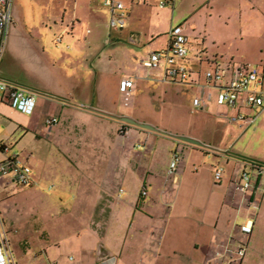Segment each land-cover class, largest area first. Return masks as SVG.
Returning <instances> with one entry per match:
<instances>
[{
	"label": "crops",
	"instance_id": "obj_1",
	"mask_svg": "<svg viewBox=\"0 0 264 264\" xmlns=\"http://www.w3.org/2000/svg\"><path fill=\"white\" fill-rule=\"evenodd\" d=\"M150 2L157 6V0H148L146 4L128 3L127 26L119 33L126 32L132 20L131 12L134 13L135 8L141 5L151 6ZM183 29L186 35L185 28ZM69 36L66 51L60 49L63 38L57 45L55 54H48L43 49L46 62L23 70V79L8 75L0 77L35 92V113L27 117H35L39 108V120L43 119L40 116L42 113L45 118L42 124L39 120L26 121V115L0 101V125L5 122L7 129H22L24 133L22 139L14 143L11 142L12 132L10 135L0 133V144L7 145L15 153L22 155L16 149L20 143L24 145V139L36 136V141L41 143L44 140V147L49 149V154L59 156L65 162L68 172L66 176L71 185L72 182L74 185L69 213L74 214L77 225L72 245L75 254L66 261L53 264H229L240 241L246 245V255L242 262L244 264L249 255L250 244L259 241L262 234L264 171L256 174V183L252 179L251 190L243 194L238 190V185L242 173L247 171L246 166L240 170L239 175L234 174L229 180H223V173L222 180L216 181L214 174L217 169L232 162L228 152L212 149L198 136L181 133L176 139L170 140L172 143L165 150L170 164L168 163L165 176L159 178L155 159L151 158L149 152L150 146L144 154L135 152L138 143L134 144V141H139L142 135L147 137L148 132L132 126L121 131L125 125L129 126L123 122L124 119L137 121L134 108L126 105L125 97L120 91L121 82L131 78H118L116 87L120 98L117 101L110 95L106 96L95 90L93 42L88 41L86 35H81L79 40L73 29ZM129 37L133 45L142 43L141 36L139 38L132 33ZM9 38L10 30L7 48L8 42L10 45ZM187 38V65L194 72V85L165 81L163 66L147 69L139 65V72H148L149 77L161 80L159 82L196 89L198 94L194 96L195 100L201 96L198 81L203 83L204 72L214 68L216 64L252 66L237 64L216 53L210 54L207 48L200 46L198 39L195 46L188 36ZM165 46L152 47L150 54ZM136 85L134 82L133 89ZM212 105L218 106L215 96L208 107ZM245 112L248 115L255 114ZM235 115L236 112L233 116ZM54 118L58 119V123L48 126L47 122ZM181 137L193 139L201 146L184 143L179 140ZM114 148H120L123 154L128 151L129 156L115 155L114 152L112 155ZM154 148L156 152L157 146ZM175 152H180L183 156L176 173L182 176L183 181L172 176L174 181L171 184L169 166ZM211 156L213 164L208 170L210 185L213 187L209 193L202 187L206 182L201 171L207 170L205 158ZM32 157L33 154H30V158L24 163L27 164ZM199 158H202L201 161ZM188 160L190 164L187 163ZM232 164L234 172L236 163ZM32 171L34 182L35 179L41 181L45 176L38 174L37 170ZM1 178L5 177L0 176V180ZM12 181L15 183L13 178ZM178 183L181 186L175 190L174 184ZM62 202L64 200L61 198L60 203ZM247 223L253 224V233L242 237L239 228ZM61 242H58L57 247H60Z\"/></svg>",
	"mask_w": 264,
	"mask_h": 264
},
{
	"label": "rangeland",
	"instance_id": "obj_2",
	"mask_svg": "<svg viewBox=\"0 0 264 264\" xmlns=\"http://www.w3.org/2000/svg\"><path fill=\"white\" fill-rule=\"evenodd\" d=\"M150 3L151 6L141 5L131 12L132 20L125 33L113 31L111 34L109 26L107 28L108 12L99 0H13L10 45L8 42L0 61V77L23 79V70L46 62L43 49L55 54L62 38L60 49L66 51L73 29L79 40L81 35H86L88 41L93 42L95 90L117 101L120 98L116 87L119 77L131 78L137 83L127 105L135 110V122L152 130L125 125L121 131L132 126L148 132V138L142 135L139 141H134L138 143L135 152L144 154L150 146L159 178L165 176L170 164L165 152L172 143L170 140L181 133H189L200 137L212 149L226 150L229 159L236 163L234 172L232 162L223 167V180L239 175L246 166L255 184L258 172L254 164L264 169V115L255 125L242 126L232 121L234 112L225 108L212 105L203 111L195 109L196 89L159 82L161 80L149 77L148 72H139L137 67L150 56L154 45L157 48L165 46L171 30L181 25L191 43L196 46L198 39L200 46L207 48L210 54L216 53L237 64L264 65V0H176L174 8L166 9ZM132 33L142 37L140 45L132 44L129 37ZM39 112L38 108L35 117H24L26 121L39 120ZM40 116L42 124L45 118L43 113ZM0 133L11 134L12 143L20 141L24 135L22 129H7L5 122L0 125ZM35 138L24 139V145L20 143L16 151L22 154L23 162L33 154L30 163L25 164L45 175L44 178L35 179L31 186L13 183L11 175L0 180L2 229L13 264L60 263L75 254L72 245L77 225L74 214L69 213L73 182L71 185L66 176L65 162L49 154L44 140L40 143ZM113 152L129 156L128 151L123 154L120 148H114L112 155ZM2 158L0 155V160ZM205 159L207 170L201 172L206 183L202 187L211 193L213 185H210L208 169L213 164V156ZM187 163L190 164L189 160ZM176 176L183 181L182 176ZM173 181L172 177L171 184ZM180 186V183L174 184L175 190ZM59 241L62 242L57 247ZM244 264H264V223L260 239L250 244Z\"/></svg>",
	"mask_w": 264,
	"mask_h": 264
},
{
	"label": "built area",
	"instance_id": "obj_3",
	"mask_svg": "<svg viewBox=\"0 0 264 264\" xmlns=\"http://www.w3.org/2000/svg\"><path fill=\"white\" fill-rule=\"evenodd\" d=\"M109 15V29L119 32L125 30L128 20V3L146 4L148 0H99ZM176 0H157L161 9L174 8ZM13 0H0V61L4 54L8 33L13 22ZM189 40L184 34L182 26L174 27L169 34L168 46L154 51L148 59L142 61L147 69L165 68L164 80L167 82L194 85V72L188 67ZM201 96L194 100V108L203 111L215 96L219 107L236 112L232 121L236 124L255 125L259 117L264 114V66H221L216 64L203 74V83L198 81ZM134 81L126 79L121 82L120 91L125 97L126 105L132 96ZM0 101L8 103L13 109L23 115L32 116L37 106V94L11 82L0 79ZM245 111L254 112L248 115ZM58 123L54 118L47 122L52 127ZM0 176L11 175L13 180L21 186H31L34 183L33 171L15 153L11 147L0 144ZM182 160L180 152H175L170 165L169 176H175L178 165ZM254 168V167H253ZM262 173L264 169H257ZM223 167L216 171V181L222 180ZM252 188V179L248 171L240 177L238 190L246 194ZM146 195V193H143ZM242 237L253 233V224L240 226ZM6 237L2 229L0 216V264H13L8 256ZM229 264H242L246 255V245L241 241L233 252ZM218 256H221L218 254Z\"/></svg>",
	"mask_w": 264,
	"mask_h": 264
},
{
	"label": "water",
	"instance_id": "obj_4",
	"mask_svg": "<svg viewBox=\"0 0 264 264\" xmlns=\"http://www.w3.org/2000/svg\"><path fill=\"white\" fill-rule=\"evenodd\" d=\"M123 122H125L126 124H129V125L139 126V127L143 128V129L152 130L151 127H149V126H140L135 121H132L130 119H124ZM179 140L182 141V142H184V143L191 144V145L201 146V144L199 142H197V141H195L193 139L181 137V138H179Z\"/></svg>",
	"mask_w": 264,
	"mask_h": 264
},
{
	"label": "trees",
	"instance_id": "obj_5",
	"mask_svg": "<svg viewBox=\"0 0 264 264\" xmlns=\"http://www.w3.org/2000/svg\"><path fill=\"white\" fill-rule=\"evenodd\" d=\"M254 168L262 169V166H260V165H255V164H254Z\"/></svg>",
	"mask_w": 264,
	"mask_h": 264
}]
</instances>
